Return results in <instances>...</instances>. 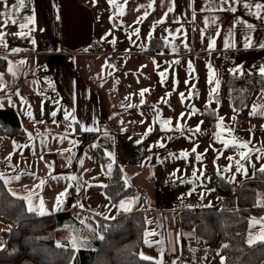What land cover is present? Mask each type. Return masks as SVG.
Here are the masks:
<instances>
[{
  "label": "crops",
  "instance_id": "obj_1",
  "mask_svg": "<svg viewBox=\"0 0 264 264\" xmlns=\"http://www.w3.org/2000/svg\"><path fill=\"white\" fill-rule=\"evenodd\" d=\"M244 2L264 4V0H244ZM8 3L11 5L15 0H8ZM117 3L123 7L122 16L108 0H26V7L21 10L18 19L23 22V16L34 13L35 24L30 26L34 30L25 38L8 35L6 36L8 48L0 47L2 49L0 57H7V68L8 61H11L16 71V77H13L7 69L0 72L4 74V82L7 85L4 91L0 92V103L3 104L0 109L13 110L15 117L18 118V125L23 131L22 134L14 137L0 135V160L5 161L0 164V174L4 176L6 188L12 195L15 193V197H28L31 193V206L36 210L30 212L44 217L70 216L56 231L55 239L60 244L72 245V240L75 238L76 247H94L99 237V221L110 222L119 216L135 212H143L144 215L166 213L169 216L175 215L179 220L182 212L218 208L222 203L221 196L215 190L218 179L241 184L253 177L231 182L219 169L215 170L211 175L212 182L209 187L214 199H203L201 203L194 201L193 206L196 207L186 210L188 208L180 201L195 200L197 194L181 197L179 193L184 190H178V183L181 184L183 178L191 177L190 166L196 167L199 164L197 161L191 162L188 158H180V154L160 157L158 142L170 141L178 137L192 138L196 144L201 138L199 132H195L199 125L200 133L203 135L201 139L206 143L209 153L215 156L219 146L213 144L214 138L206 130L203 111L210 109L216 113L214 107L220 105L225 98L220 97L218 90L216 96L221 98L220 101L215 96L211 104L208 103L207 97L201 104L194 102H190L191 105L181 104L200 95L206 96L210 88L215 86L207 83L208 65H211L215 79L220 83L223 74L233 73L234 69L237 70L236 75L259 73V68L264 66V49L258 46L244 48L245 29L240 24H236L235 20L254 24L256 30L251 35L254 41L259 42H264V21L249 14L242 4L235 5L236 13H209L200 11L206 0H174V2L155 0L154 3L153 0H127L126 4L124 0H117ZM150 3L151 8L148 7ZM169 6L173 7L172 12H167ZM3 10V6L0 5V11ZM193 10L196 12L195 20L192 19ZM251 11H256L254 6ZM145 12L148 13L146 17ZM261 15H264V10H261ZM206 16L219 17L217 21L219 28L210 25L202 38L201 29L204 28L203 20ZM161 19L164 22L157 23ZM229 27H233L235 47L226 49L224 40L227 38ZM0 30L14 33L19 31V27L10 24ZM217 30L220 32L219 36L215 35ZM153 38L160 39L168 53L149 52L148 46ZM33 39L36 41L35 44L32 43ZM210 39L216 40L215 49H208ZM95 40L102 43V51L87 53L85 47ZM185 44L188 47H185ZM183 48L190 53L182 54ZM11 49H20V51L12 52ZM217 50H232L234 57L229 62H221L218 59L214 65L209 53ZM112 53H116L119 63L117 68L107 63V56ZM21 60L25 63L20 64ZM176 60L180 63H174ZM189 61L194 71L188 68ZM218 67L221 72H217ZM160 72L166 74L163 83ZM44 85H48L49 88L42 92L41 88ZM193 85L195 87H192ZM142 89L149 90L143 97L139 94ZM262 90L264 89L255 90L247 106L240 111L232 109L231 114L238 121L240 128L261 132L260 134L264 135V117L249 115L253 103H264V99H261ZM17 91L19 95L14 94ZM166 93L171 95L168 96ZM180 93L185 94L183 101ZM142 99L143 103H141ZM165 100L167 103L163 102ZM174 102L180 103L181 109L185 112L181 122L172 113L176 109L172 106ZM128 105L133 106L128 107ZM164 107L170 110L168 114L173 117L171 127L175 129L179 123L183 133L161 130L156 114ZM192 107L197 109V112L189 117ZM73 109L75 110L73 115L80 123H73L72 127L68 128V121L63 119L64 111L72 112ZM53 111L57 112L55 118L51 116ZM147 111L153 112L150 118L143 115ZM28 112L32 113L31 118ZM159 117L160 120L166 119L161 115ZM219 117L224 118V123H229L230 116L227 113ZM53 119L56 123H53ZM76 125H79L80 129L83 125L98 127L100 130L78 132ZM150 126L153 131L145 135ZM105 131L108 135L104 134ZM28 133L32 134L31 139ZM62 136H67V139L61 141ZM253 137L254 135H247L246 139ZM70 141H76V144L73 145ZM119 141L123 144H119ZM135 142L137 144L133 145L132 143ZM193 147L194 144L189 147L190 151ZM65 149L71 151L66 152ZM98 149L111 159V164H118L122 168L126 185L135 190L133 194L122 199L130 207V211H124L120 207V202L115 205L103 189H100L105 182L94 181L109 174L108 167L105 170L100 160ZM253 152L255 155L263 153L264 146L261 151ZM108 153H112L113 156L110 157ZM69 157L72 158L70 166ZM80 161H83V164ZM170 163L177 164L170 165ZM223 164L225 166L227 162L224 161ZM232 167L236 170V164ZM68 176L80 178L79 188L77 181L66 179ZM41 179L46 181L42 186ZM5 180L10 182L5 183ZM69 184L73 186L68 187ZM66 188L67 196L62 198L64 201L62 209L57 210L56 197ZM41 197L46 209L44 215L38 210ZM154 199L157 200L159 209L150 208ZM23 200L29 210V200ZM78 204H83L86 210L83 223L75 221L71 216V211L79 207L74 205ZM105 216L109 218L105 219ZM169 216L164 217L162 225L156 226L155 232L164 234L151 239L158 247L161 245L155 242L160 241L159 236L167 240L170 237L166 231ZM9 231V225L0 221V250L6 248L5 239ZM181 232L183 256L180 258L181 261L178 259L180 262L186 260V264H192V261L200 262L204 258H213L221 254L217 252L197 258V250L202 245L199 246L193 231L181 230ZM184 239L187 249L184 248ZM188 243L196 246L195 251L188 249ZM150 250L151 247L144 244L140 252L147 255ZM174 256L173 253L165 251L163 258L172 262Z\"/></svg>",
  "mask_w": 264,
  "mask_h": 264
},
{
  "label": "trees",
  "instance_id": "obj_2",
  "mask_svg": "<svg viewBox=\"0 0 264 264\" xmlns=\"http://www.w3.org/2000/svg\"><path fill=\"white\" fill-rule=\"evenodd\" d=\"M148 51L168 53L163 42L156 38L150 41ZM6 69L7 61L0 57V72ZM262 88L264 77L260 73L236 75L226 72L221 77L219 95L228 99L234 110L240 111L247 106L253 92ZM203 120L206 130L213 135L217 125L215 113L204 109ZM76 128L82 132L79 125ZM22 133L14 111L0 109V135L14 137ZM97 151L106 170L111 159L101 149ZM111 165L108 175L94 181L105 182L107 187H95L103 189L117 205L135 190L126 185L122 168L118 164ZM215 190L222 198L218 208L195 209L179 215L181 230L193 231L196 241L202 245L196 257L218 252L224 255L226 264H264V242L249 245L246 241L250 218L264 209L254 206L257 193L264 191V172L256 170L251 179L241 184L219 179ZM68 217H44L30 212L25 201L12 195L0 179V219L14 223V229L7 235V239L9 235L11 237L6 249L0 250V264H154V261L141 260L139 256L146 229L143 212L119 216L110 222L99 221L98 241L91 248L56 241V231ZM184 248L187 249L185 239Z\"/></svg>",
  "mask_w": 264,
  "mask_h": 264
},
{
  "label": "snow or ice",
  "instance_id": "obj_3",
  "mask_svg": "<svg viewBox=\"0 0 264 264\" xmlns=\"http://www.w3.org/2000/svg\"><path fill=\"white\" fill-rule=\"evenodd\" d=\"M109 4L113 5L115 8H117L119 10V15H124V10L123 7L117 3V0H108ZM155 2V0H153V3ZM174 2V0H173ZM124 3H127V0H124ZM236 4H242L243 8L249 11V14L253 15L256 19L262 20L264 21V15H261V10H264V4L261 3H253V2H244V0H206L205 5L200 9L201 12H209V13H214V12H231V13H236L237 12V7L235 6ZM0 5L3 6V11H0V28H6L8 27L10 24L11 25H18L19 27V31L14 32V33H7L3 30H0V47H4L5 49L8 48V43L6 40V36L8 35H12V36H18L21 38H25L29 35V33L31 31H33L34 29L30 26L35 24V15L34 13L32 15H26L22 17L23 22H20V20L18 19L19 14L21 12V10H23L26 7V0H15V3L9 5L8 0H0ZM253 6L255 7L256 11L252 12L251 9L253 8ZM149 8L152 7V4L150 3L148 5ZM174 9L172 6L168 7L167 12H172ZM167 12L165 13V17L167 16ZM148 15L147 12L144 13V16L146 17ZM196 18V12L195 10H193L192 13V19L195 20ZM219 20V17L217 16H211V17H204L203 20V24H204V28L201 29V36L203 38L207 28L210 25L216 26V28H219V25L217 23V21ZM163 19H161L160 21H158L157 23H163ZM236 24H240L244 29L245 32L243 34V46L244 48H252V47H256L258 46L260 49H264V42H259V41H254L253 40V36L251 35V33H253L256 30V26L252 23H247L246 21H241L239 19L235 20ZM27 30V31H25ZM194 30V29H193ZM165 31H167V29H165ZM179 31V29L177 30ZM171 34V33H170ZM216 36L220 35V32L217 30L215 32ZM233 27H229L228 30V34H227V38H225L224 40V47L227 48H232L235 47V43L233 40ZM32 43L35 44L36 41L33 39ZM185 47H188L187 44H185ZM208 49H215L216 47V40L215 39H210L209 43L207 45ZM12 52H18L20 51V49H11ZM173 51H175V48H173ZM4 59H7V57H4ZM20 64H24L25 61L21 60L19 61ZM174 63L179 64L180 61L176 60L174 61ZM188 68L191 71H194L193 66L191 61L188 62ZM209 68V76H208V80L207 83L208 85H215L214 87H211L208 93V103L211 104L213 102L214 97L218 94V90L220 87V81L218 79H215V72L212 69L211 65H208ZM7 71L9 73H11V75L13 77H16V71L13 68L12 62L8 61V68ZM236 69L233 70V74L236 73ZM259 73L262 77H264V66H261L259 68ZM160 77H161V83L164 82V80L166 79V74L165 72H160L159 73ZM4 74L0 73V92L4 91V89L7 87V85L4 82ZM185 83L187 84L188 81L186 80ZM192 87H195L194 85ZM148 89H142L140 91V96L143 97L145 92H148ZM15 95H19V92H15ZM166 95L170 96L171 93H166ZM180 97L181 100L183 101L185 99V94L184 93H180ZM23 99V98H22ZM261 99H264V90L261 91ZM9 102H11V98L9 97ZM25 103L27 101H24ZM164 103H167V101H163ZM141 103H143V99L141 100ZM3 104L0 103V107H2ZM133 105H128V107H132ZM155 108V106H153ZM74 109L72 110V112H69L67 110L64 111V116L63 119L65 121H68L67 127L71 128L73 123L75 124H79L80 122L76 119V117L73 115L74 113ZM197 112V109H195L194 107L191 108V111L189 113V117L191 115H195ZM57 115L56 111H53L51 113V116L53 118H55ZM184 113L180 114V119L182 120L184 118ZM249 115L251 116H260V117H264V103H253V105L251 106V110L249 112ZM28 116L31 118L32 117V113L28 112ZM233 120L235 119V117L232 118ZM156 120L160 123V128L162 131H168L171 132L173 130L175 131H179L181 133H183V128L180 126V124L178 123L175 127V129H173V127H171L172 125V120L169 119H164V120H160L159 117V112L157 111L156 114ZM217 125H216V131L213 133V137L214 140L218 143H221L224 149H228V148H233L236 151V154L239 156V159H236L233 156H229L227 157L228 160L232 161L235 160V164H236V171L237 172H244V174H247L246 169L244 168V165L241 163V161H248L251 158V153L253 152V148L250 147L251 145V140H241L239 137L234 135V129L230 126L224 123V118L223 117H217ZM143 122V121H142ZM37 123H43V121H37ZM53 123H56V120L53 119ZM122 123V122H121ZM201 124L203 123V121L200 122ZM81 130L83 132H97L100 129L98 127H86L81 125ZM200 127L199 125H197L195 132H200ZM151 131H153V128L150 126L148 128V132L145 133V135H147L148 133H150ZM105 135H108L107 131H105L104 133ZM29 138H32V134L28 133ZM61 141L67 139V136H62L60 137ZM169 139H171V137H169ZM139 142V141H138ZM70 143H72L73 145L76 144V141H70ZM96 145H93V147H95ZM158 146L159 147H164L165 145L163 143H159L158 142ZM198 147V145H197ZM211 147V145H210ZM64 151L66 152H70L71 149H65ZM191 151L193 153H196V147H193L191 149ZM207 151V149L205 150ZM218 153L220 155H222V152H219V150H217ZM256 151H261V149H256ZM108 155L110 157L113 156L112 153H108ZM174 155V154H173ZM189 156V153L187 151H182L180 153V158H184L187 159ZM43 159V157H41ZM218 158V157H217ZM10 159V157H9ZM149 159H151V157H149ZM203 159V154L201 153H197L195 156V160L196 161H202ZM47 163V162H46ZM72 163V158L69 157L68 158V164L69 166ZM81 164H83V161H80ZM111 168L112 165L109 164L108 165V170L109 173L111 172ZM230 167L225 169V171H229ZM259 171L264 172V166H262ZM192 176L199 179V177H197V172L193 171L192 172ZM55 178V177H54ZM0 179H4L3 174H0ZM16 179H19V177H16ZM66 179L68 180H72V181H77V188H79V177L76 176H68L66 177ZM10 181L5 180V183H9ZM46 181L41 179L40 180V185L42 186L43 184H45ZM73 185L69 184L68 187H72ZM103 187H107V185H103ZM13 195H15V193H13ZM67 196V188L65 189L64 192H61L57 195L56 197V209L60 210L62 209L63 206V199L64 197ZM23 199H27L29 200V211H35L36 208H33L31 206V193L29 194L28 197H21ZM75 206H79L80 208H83L84 205L83 204H78V205H74ZM256 207H261L264 208V201H262L261 199H258L256 204L254 205ZM120 207L124 210V211H130V207H128L126 205L125 201H120ZM38 210L40 212L41 215L46 214V209L44 206V201L43 198H40V202L38 205ZM97 215H99V213H97ZM105 219H108L109 217L105 216ZM83 223V221H82ZM149 224L152 223V221H148ZM251 227H255L257 224L260 225V235L257 238H253L252 235H249V239H248V243L249 245H251L252 243L255 242V239H259V240H264V217H261L259 220H257L256 218H252V220L250 221ZM158 233L155 232L154 230H149V229H145L144 233H143V237H144V244L147 245L148 247H152L153 241H151L149 238L150 237H154L157 236ZM101 239H103V237H100ZM179 239V234L177 235V241ZM155 243L162 245V241H156ZM169 244L173 245V241L169 240ZM72 245L73 247H76V240L75 238H73L72 240ZM58 247H62V245L58 244ZM224 247H227V245H224ZM172 251H175V246L173 245L171 248ZM158 252H159V258H154L152 256L149 255H145L144 252H140L139 256L141 260H145V261H154V264H165L164 262V248L161 246L158 248ZM222 259V264H223V257ZM172 264H175V261L172 262Z\"/></svg>",
  "mask_w": 264,
  "mask_h": 264
},
{
  "label": "rangeland",
  "instance_id": "obj_4",
  "mask_svg": "<svg viewBox=\"0 0 264 264\" xmlns=\"http://www.w3.org/2000/svg\"><path fill=\"white\" fill-rule=\"evenodd\" d=\"M1 50L2 49L0 48V51ZM233 57H234V55H233ZM216 70H217V72H221L220 67H218V69H216ZM262 89H264V88H262ZM216 97L219 98V96H216ZM205 98L209 100L208 94L206 96H204V95L197 96L196 98H193L192 100H187V101L185 100L181 105L182 106H184L186 104L191 105L190 102H194L195 104H201L204 102ZM214 100H215V98L213 99V101ZM181 105H180V103H177V102L172 103V106L176 107V109L172 113L177 118V120L179 122H181L184 119V118L182 120L180 119V114L181 113L185 114V112H183V110L180 107ZM232 109L233 108H232L230 101L228 99H224L220 105H217L216 107H214V110L216 111V113H215L216 119H217V117H219V115H222L223 113H227L230 116L229 117L230 119H229V123L228 124L225 123V124L230 125L234 129V135L239 137L241 140H245L247 135H249V136L254 135V137L252 139H246V140H251L250 147L253 148V151L256 149H262L264 146V135L260 134L261 132L259 133L257 131H251L249 129L240 128L238 121H236L235 119L234 120L232 119L233 118L232 114H231ZM143 111L144 110H142V112ZM169 111L170 110L167 109V107H164L163 110L160 109L158 112H159V115H161V117H164V118L166 117V119L170 118L171 120H173V117H171L168 114V113H170ZM152 113L153 112H151V111H147V112H144L143 115L144 116L147 115V118H150L152 116ZM184 117H185V115H184ZM199 134H200V137L202 138L203 135L200 132H199ZM201 138H199L200 140L196 141V144L194 142V139H192V138L180 139L178 137L173 138L170 141H164V142L160 141L159 142V143H163L165 145L164 147L158 146V151L160 153V157H166L168 155L174 156V155L180 154L182 151H187L189 153L188 159L191 162H196V160H195L196 154L197 153H201V154L204 153L202 161H197L200 167L199 166L195 167V166L189 165L192 168V172L193 171L197 172V177H199V179H197L191 175V177L189 179L183 178L181 180V184L178 183V185H179L178 190L179 189L184 190V192L179 193V195H181V197H184V196L190 197L191 195H189V194H195V195L197 194L196 197H194L193 195H192V197H194V199H195V200H193V202L196 201L198 203H201V201L203 199H205V200L214 199V197L211 195V189L209 187H210V184L212 182L211 175L215 172V170L219 169V171L221 173H224L226 175V176H224L226 179H228L231 182H235L237 180H243L244 181L248 178H251L253 176V172L255 170H259L262 166H264V152L263 153H257L256 155L254 154V152H252L250 160L241 161V163L244 165V168L247 171V174L245 175L243 171L237 172L232 167L233 164H235V160L230 161L227 159V157H229V156H233L236 159H239V156L236 154V151L233 148L230 147L228 149H224L221 143H218L212 139L213 144L214 145L217 144L219 146V148L216 149L215 156H214V155L209 153V150L206 147V143ZM212 138H214L213 135H212ZM119 144H123V142L119 141ZM132 144L136 145L137 143L135 142ZM193 144L196 147V154L193 153L192 151H190V148H189ZM197 145H198V147H197ZM206 149H207V151H205ZM217 150H219V152H222V155H220ZM212 151H213V149H212ZM224 161L227 162V164L225 166L223 164ZM0 162H1V160H0ZM177 163H180V162H177ZM177 163H170V165L171 164H177ZM229 167H230V170L225 171V169H227ZM258 193H257L258 197H256V199L257 200L261 199L262 201H264V191H260V193L259 194ZM182 200H184V199H182ZM186 200H188V199H186ZM158 207H160V206L157 205V200L156 199L152 200V202L150 204V208L159 209ZM194 207H196V206H193L192 208L186 207V208H188L186 210L193 209ZM204 207H215V206H204ZM77 208H80V207H75L71 211V216L75 221L82 222L85 219L86 215L82 221L76 220V218L74 217V214H75V211L77 210ZM145 215H146L145 216L146 229L154 230V231H156V226L158 227V226L163 224L164 217L169 216V214L166 215V213H164V214H162V213H148ZM261 217H264V209H263L262 213L252 216L250 218V221L252 220V218H256L257 220H259ZM0 221L8 224L11 231L14 229V223L13 222H11L7 219H0ZM148 221H152V223L149 224ZM11 231H9V233ZM166 231H167V234H170V237L167 240V239L163 238L162 236H159L158 239L160 241H162L161 246L164 248L165 251H168V252L173 253L175 255L174 259H173V261H175V264H186L185 263L186 260H183L184 261L183 263L180 262L181 261L180 258H182V256H183V254H182L183 245H182V240H181L182 232H181V228H180V222L175 215L169 216L167 223H166ZM260 232H261V229H260L259 224H257L255 227H251V224L249 222V229H248L247 234H246L247 243H248V239H249L250 234L252 235L253 238H257L260 235ZM157 233H158V235L164 234V233H160V232H157ZM178 234H179V239L177 241V235ZM10 237H11V235H9V238L7 239V236H6V239H5L6 244H7V241H9ZM149 239L151 240V239H153V237H150ZM169 240L173 241V245L175 246V251L171 250L173 245L169 244ZM260 241L264 242V240L255 239V242L252 243L251 245H253L257 242H260ZM191 243H193V242L191 241ZM188 245H189L188 249L190 251L191 250L195 251L196 246H194L193 244H189V243H188ZM200 245L201 244L199 243V246ZM158 248H159L158 245L152 244L151 250H150L149 254H147V255L152 256L154 258H159ZM222 257H223V264H226L225 257L223 254H217L213 258H204L200 262L192 261V264H222V259H221ZM163 259H164L165 264H172V262H173V261L168 262L165 258H163Z\"/></svg>",
  "mask_w": 264,
  "mask_h": 264
},
{
  "label": "built area",
  "instance_id": "obj_5",
  "mask_svg": "<svg viewBox=\"0 0 264 264\" xmlns=\"http://www.w3.org/2000/svg\"><path fill=\"white\" fill-rule=\"evenodd\" d=\"M103 49L102 43L99 40H95L89 44H87V46L85 47V51L89 54H93V53H99L101 52ZM189 51L185 48L182 49V54H188ZM233 55L234 53L232 51L229 50H217L214 52H210L209 53V57L210 60L212 62V64H216L218 61V59L221 62H229L233 59ZM107 63L108 65L112 66L113 68H117L119 63H118V59L116 56V53H112L110 55L107 56ZM49 86L48 85H44L41 90L42 92L45 91L46 89H48ZM4 160H1L0 164H3ZM181 204L186 206V207H192V205L194 204L193 200L188 199V200H182ZM86 215V210L84 208H77V210L75 211L74 217L76 218V220L78 221H82L83 218Z\"/></svg>",
  "mask_w": 264,
  "mask_h": 264
},
{
  "label": "water",
  "instance_id": "obj_6",
  "mask_svg": "<svg viewBox=\"0 0 264 264\" xmlns=\"http://www.w3.org/2000/svg\"><path fill=\"white\" fill-rule=\"evenodd\" d=\"M218 99V101H220L221 100V98H217Z\"/></svg>",
  "mask_w": 264,
  "mask_h": 264
},
{
  "label": "bare ground",
  "instance_id": "obj_7",
  "mask_svg": "<svg viewBox=\"0 0 264 264\" xmlns=\"http://www.w3.org/2000/svg\"><path fill=\"white\" fill-rule=\"evenodd\" d=\"M190 53V52H189Z\"/></svg>",
  "mask_w": 264,
  "mask_h": 264
}]
</instances>
